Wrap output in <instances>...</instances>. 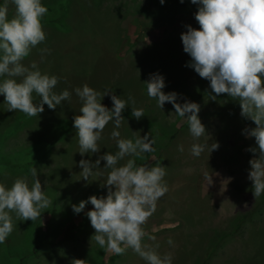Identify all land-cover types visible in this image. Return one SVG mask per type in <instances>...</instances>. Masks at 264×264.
Instances as JSON below:
<instances>
[{
	"label": "rangeland",
	"instance_id": "374dc122",
	"mask_svg": "<svg viewBox=\"0 0 264 264\" xmlns=\"http://www.w3.org/2000/svg\"><path fill=\"white\" fill-rule=\"evenodd\" d=\"M42 3L48 8L42 20L50 19L42 21L46 40L32 50L24 63L35 61L42 72L56 75L59 78L56 92L64 89L72 92L84 84L101 93L110 89L111 93L101 101L109 109L111 94L125 100L129 95L134 97L135 106L143 108L144 116L135 119L131 106H126L119 129L121 137L133 138V131L137 136L156 137L155 151L134 159L138 165L164 166L168 186V192L157 202L156 211L142 227L156 236L158 253L173 256V264H193L214 233H231L238 213L260 200L254 199L252 182L247 178L248 161L255 155L247 149L255 146V141L242 134L243 128L255 127V123L241 117L239 103L227 94L211 99L214 94L209 81L186 66L190 57L183 51L180 36L187 30L186 25L199 28L194 18L198 6L190 0H183L182 5L173 0H164L163 4L160 0H42ZM14 14L15 7L9 3V19ZM39 48L49 50L42 63ZM153 73L164 77L162 91H175L179 103L187 100L199 104L198 116L209 136L194 140L186 120L175 114L171 103L165 102L163 111L156 107V101L147 96L144 83ZM34 100H38L35 94ZM79 107V99L72 92L70 103L62 102L55 109L44 105L38 117H31L1 141L4 130L20 112L6 110L4 97L0 95V183L10 187L15 179L25 178L31 185L29 169L34 166L51 201L34 222L20 221L11 213L13 231L0 244V264H11L19 254L18 249L26 251L34 232L38 236L45 234L46 239L36 255L26 258L24 264H73L74 260L75 264H145L131 249L115 255L99 248L91 238L95 230L84 214L93 207L91 204H86L79 214L72 210L73 204L91 195L98 198L107 195L101 177L93 176L90 179L94 180L88 183L80 179L78 162L81 159L94 162L105 152L117 151L115 141L110 139L113 125L109 122L98 142L100 152L81 156L73 127ZM62 120L68 121L67 132L48 146L44 142L46 135ZM205 139L217 142L218 149L210 155L205 151L198 158L192 156L191 145ZM178 145H183V152L177 150ZM127 159L119 163L122 165ZM104 163L101 160L100 166ZM205 173L210 174L211 181L206 182ZM78 221L85 223L77 227ZM170 237L173 246L167 243ZM143 243L153 246L155 242L145 237ZM247 262L264 264V200L249 220L219 243L207 264Z\"/></svg>",
	"mask_w": 264,
	"mask_h": 264
},
{
	"label": "clouds",
	"instance_id": "9594fccd",
	"mask_svg": "<svg viewBox=\"0 0 264 264\" xmlns=\"http://www.w3.org/2000/svg\"><path fill=\"white\" fill-rule=\"evenodd\" d=\"M190 2L198 6L194 18L199 28L186 25L187 30L181 33L183 51L190 57L186 66L209 81L214 94L211 99L227 94L228 98L239 103L241 117L255 123V127L243 128L242 134L255 141V146L247 149L255 154L248 161L247 178L252 182V195L256 200L264 194V0ZM9 3L15 7L11 19L8 17ZM160 3L163 4L164 0ZM47 12L42 0H3L0 3V95L4 97L6 110L38 117L44 111V105L55 109L62 102L70 103L74 92L80 102L79 114L73 117V127L81 156L100 152L98 142L111 122L110 139L115 141L117 151L105 152L94 162L87 159L78 162L80 179L88 183L94 180L90 179L93 176L101 177L107 195L99 198L91 195L73 204L72 210L79 214L86 204L93 206L84 214L95 230L91 238L100 249H107L115 255H123L131 249L145 264H173V256L158 253L156 249L160 245L156 236L146 233L142 227L156 211L157 202L168 192L164 166L138 165L134 159L154 152L156 137L149 139L150 134L137 136L133 131V138H122L119 131L126 106H131V116L137 120L144 116L143 108L135 106L136 101L131 95L125 100L111 94L112 107L109 109L101 101L111 90L105 89L101 93L87 84L73 88L72 92L68 89L56 92L54 89L59 82L56 75L42 72L35 61L24 63L32 50L46 40L42 19ZM38 51L42 63L49 50L39 48ZM144 83L147 96L156 101L157 108L163 111L165 102L172 104L175 114L186 120L194 140L209 136L198 116V103L187 100L179 103L175 91H162L165 82L159 73L150 74ZM34 94L38 100H34ZM209 141L193 143L191 155L198 158L205 151L210 155L218 149L217 142ZM177 150L183 152V145H178ZM126 157L128 159L121 165L119 162ZM101 160L105 162L103 167L100 166ZM29 172L33 178L31 185L25 178L15 179L10 187L0 183V244L13 231L11 213H15L20 221L34 222L41 210L47 209L51 203L37 178V168L32 166ZM204 175L206 182L211 181L210 174ZM244 206L247 207V202ZM145 237L155 242L154 245L143 243ZM167 243L174 245L171 237Z\"/></svg>",
	"mask_w": 264,
	"mask_h": 264
},
{
	"label": "trees",
	"instance_id": "16d2710c",
	"mask_svg": "<svg viewBox=\"0 0 264 264\" xmlns=\"http://www.w3.org/2000/svg\"><path fill=\"white\" fill-rule=\"evenodd\" d=\"M176 3H179L182 5V3L179 0H173ZM42 21H50V19H45ZM264 84V83H262ZM229 109V107H227ZM232 115V112H231ZM31 117L26 116L24 113H19L15 116L13 122L4 130L3 135L1 136V141L4 140V138L15 131L16 129L20 128L23 124H25ZM68 129V121L62 120L51 132L49 131V134L46 135L44 142L47 143L49 146L52 142L61 140ZM264 200V195L260 196L259 202L257 204L253 205L250 209L247 211L239 212L237 215V220L235 223V228L232 230L231 233L236 232V230L241 227V225L249 220L251 216L256 211L259 204H261ZM85 221H78L77 227L83 226ZM230 232L220 231L216 232L211 236V239L209 241V244L205 247V249L202 251L201 254H199L193 264H207L210 258L212 257L213 253L215 252L217 246L220 242H222L224 239L229 237L231 235ZM46 235L43 234L41 236H38L36 232L33 234V242L29 246V248L25 250L18 249L19 254L16 256V259H12L11 264H24L26 261V258L32 257L36 255V253L39 250V247L42 242H45ZM17 252V253H18ZM16 253V254H17ZM246 264H257L256 262H247Z\"/></svg>",
	"mask_w": 264,
	"mask_h": 264
}]
</instances>
